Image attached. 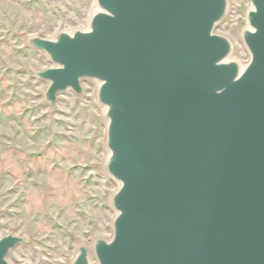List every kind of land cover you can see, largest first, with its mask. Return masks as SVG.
<instances>
[{"label":"water","instance_id":"95a60500","mask_svg":"<svg viewBox=\"0 0 264 264\" xmlns=\"http://www.w3.org/2000/svg\"><path fill=\"white\" fill-rule=\"evenodd\" d=\"M94 1L85 29L26 40L51 109L83 80L104 108L111 237L71 264H264V0H247L246 65L215 33L227 0ZM25 243L0 237V264Z\"/></svg>","mask_w":264,"mask_h":264},{"label":"rangeland","instance_id":"374dc122","mask_svg":"<svg viewBox=\"0 0 264 264\" xmlns=\"http://www.w3.org/2000/svg\"><path fill=\"white\" fill-rule=\"evenodd\" d=\"M215 33L233 47L231 59L246 65L241 39L247 0H227ZM94 0H0V237L26 243L14 248L9 264H71L77 248L111 237L110 197L116 183L104 170L106 122L98 84L83 80V93L59 94L45 102L47 83L32 71L51 67L30 37L85 29Z\"/></svg>","mask_w":264,"mask_h":264}]
</instances>
